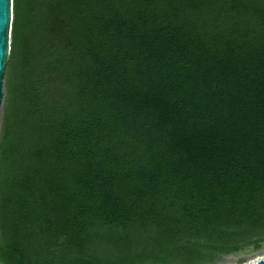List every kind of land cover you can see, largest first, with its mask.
<instances>
[{
    "label": "trees",
    "instance_id": "16d2710c",
    "mask_svg": "<svg viewBox=\"0 0 264 264\" xmlns=\"http://www.w3.org/2000/svg\"><path fill=\"white\" fill-rule=\"evenodd\" d=\"M263 241L264 0H12L0 264Z\"/></svg>",
    "mask_w": 264,
    "mask_h": 264
},
{
    "label": "water",
    "instance_id": "95a60500",
    "mask_svg": "<svg viewBox=\"0 0 264 264\" xmlns=\"http://www.w3.org/2000/svg\"><path fill=\"white\" fill-rule=\"evenodd\" d=\"M12 0H0V112L4 98V77L10 55ZM250 264H264L260 259Z\"/></svg>",
    "mask_w": 264,
    "mask_h": 264
},
{
    "label": "rangeland",
    "instance_id": "374dc122",
    "mask_svg": "<svg viewBox=\"0 0 264 264\" xmlns=\"http://www.w3.org/2000/svg\"><path fill=\"white\" fill-rule=\"evenodd\" d=\"M3 103L0 112V129L2 124ZM260 259H264V241L258 245H249L236 252L218 254L213 260L204 262L203 264H250ZM174 264H179L175 262Z\"/></svg>",
    "mask_w": 264,
    "mask_h": 264
}]
</instances>
